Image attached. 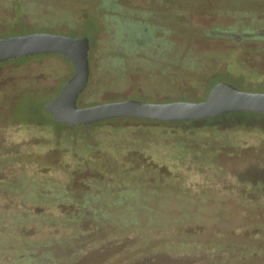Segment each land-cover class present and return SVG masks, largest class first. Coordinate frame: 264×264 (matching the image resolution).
<instances>
[{
  "label": "rangeland",
  "instance_id": "374dc122",
  "mask_svg": "<svg viewBox=\"0 0 264 264\" xmlns=\"http://www.w3.org/2000/svg\"><path fill=\"white\" fill-rule=\"evenodd\" d=\"M204 1L206 8L195 7L184 20L196 34L188 38L174 21V11L183 12L190 8L187 5L163 4L161 0H0V37L59 33L91 39L93 35L91 90L79 96L80 108L96 100H138V96L150 101L199 100L205 94L206 80L218 72L227 74L226 64L234 62L229 79L243 89L234 87L264 93V86L257 87L264 82V40L240 37L248 30L264 33V0H254L260 1L257 8L224 15L218 14L219 0ZM19 4L24 10L20 15L15 12ZM100 5L114 8L103 11ZM120 14L121 22H115L114 17ZM90 16L97 31L92 24L85 30ZM153 18L155 26H151ZM122 19L153 30V40L139 45L121 41V53H160L176 47L188 49L182 52L186 58L196 59L191 54L207 57L178 79L170 72L166 84L156 88L149 79L153 68L126 61L121 85L110 90L101 85V64L106 54L120 51L117 39H123L128 28ZM54 62L58 60L50 57L0 65V154L27 151L30 143H48L40 155L27 160L59 173L70 171L72 182L66 186L72 193L70 201L86 205L87 216L104 217L109 231L149 221L182 223L197 241L208 242L216 240L218 231L230 238L231 230L234 237L237 228L264 223V209L242 205L264 197V117L246 114L213 123L200 132L194 129L204 124L159 126L117 119L95 128L67 129L64 134L72 136L67 142L59 134L52 135L56 122L44 112L70 77V67L54 66ZM162 71L156 70L158 74ZM196 71L203 74L196 76ZM99 80L100 86L96 85ZM178 142L190 152H176ZM166 155L182 160L176 165ZM179 171L183 173L175 175ZM252 187L259 194L251 191Z\"/></svg>",
  "mask_w": 264,
  "mask_h": 264
},
{
  "label": "trees",
  "instance_id": "16d2710c",
  "mask_svg": "<svg viewBox=\"0 0 264 264\" xmlns=\"http://www.w3.org/2000/svg\"><path fill=\"white\" fill-rule=\"evenodd\" d=\"M161 1L163 4L190 6L183 12L174 11V21L177 29L188 38L196 35L184 20L189 13L196 11L195 7H204V0ZM217 3L220 15L241 8L260 6V1L254 0H219ZM23 11L20 4L15 6V12L19 15ZM90 17L91 23L88 24L87 19L85 20V30L92 24L97 31V23ZM122 20L131 31H139L137 36H143L144 28L138 22ZM246 32L249 33V30ZM4 37L11 36L4 35L0 38ZM89 40L92 46L93 35ZM144 42L150 44L148 40ZM165 52L173 56L163 58L165 62L170 61V65L164 69L176 75V79L191 70L185 65L186 58L180 57H186L187 54L182 52H189L188 49L183 51L181 48H168L159 54L165 55ZM157 68H161V63L157 64ZM233 72L230 68L227 74L218 72L214 77L208 78L205 82L206 92L218 82L229 79ZM195 74L197 76L203 73L196 71ZM232 82V86H235L236 83ZM262 86L264 82L257 85L258 88ZM246 114L264 117V114L253 112H235L225 116L234 119ZM143 122L157 123L160 126L183 123ZM55 124L57 130L53 129L52 135L59 134L67 142L71 140L72 136H66L64 132L75 128ZM48 147L45 142L30 143L27 151L0 154V264H264V223L237 228L234 237L231 230L230 238L218 231L215 234L216 240L208 242L197 241L193 233L185 232L182 223L176 226L149 221L143 226L135 224L137 227L134 228L116 227L107 230L109 222L104 217L87 216L84 213L86 205L70 201L69 195L72 193L66 187L72 182L70 171L59 173L58 169L27 160L31 155H40ZM167 156L171 157L166 155V159ZM181 158L171 157L176 165ZM181 173L183 172L179 171L175 175ZM251 191L256 193L257 188L252 187ZM242 205L247 208L250 206L253 210L264 209V197L259 201L242 202Z\"/></svg>",
  "mask_w": 264,
  "mask_h": 264
},
{
  "label": "water",
  "instance_id": "95a60500",
  "mask_svg": "<svg viewBox=\"0 0 264 264\" xmlns=\"http://www.w3.org/2000/svg\"><path fill=\"white\" fill-rule=\"evenodd\" d=\"M90 46L88 37L59 33L4 37L0 38V64L41 55H59L67 59L74 74L59 95L44 107L45 114L52 121L64 126L84 127L119 118L188 122L213 119L235 112L264 114V93L241 91L228 83L215 85L207 98L199 103H143L125 100L80 108L77 99L88 83Z\"/></svg>",
  "mask_w": 264,
  "mask_h": 264
},
{
  "label": "flooded vegetation",
  "instance_id": "af4514ba",
  "mask_svg": "<svg viewBox=\"0 0 264 264\" xmlns=\"http://www.w3.org/2000/svg\"><path fill=\"white\" fill-rule=\"evenodd\" d=\"M98 8L103 10V11H109L112 8H114V6L113 5H100ZM114 19H115L114 20L115 22L118 19L121 22V14L116 16V17H114ZM93 20L95 21L94 18H93ZM155 23H156V20L153 18V22L151 23V26H155ZM126 29H127L125 31L126 34H125V37L123 39H121V36L118 37V39L116 37V39L118 40V46L117 47L119 48L120 51L119 52H113V54H106L107 57L104 59L105 62H103L101 64V67H102L101 70L103 71V74L101 76V80H102V82L104 84H101V82L99 80L96 83V85H99V86H100V84L101 85H106L107 87H110L109 88L110 90L120 86L121 85V77H122V74H123L122 67H124V65L126 64V61L135 62L134 64L131 63V65L138 64V65H141V66L146 67V68H148V67L149 68H153V70L155 72L152 73L149 76V79H150V84L154 85L155 88L158 87V86L161 87L164 84H166V81H167L168 76L170 75V72H168L169 74L166 73L167 70H165L164 68H167L170 65V61H166L165 62V60H163V58H170L173 55H170V54L161 55L158 52L157 53L156 52L155 53H140V54H135V53H131V52H129V53H121V49H122L121 48V41H122V43H125L126 41L129 42L131 40L132 42H130V43L132 45H134V43L139 45L142 42L145 43L144 41H147V40H149L152 43V40H153V30L152 31H148L146 29H143V32H144L143 36L141 38H139V40H136V38L138 37L137 34H138L139 31H136V30H132L131 31L129 29V27L126 28ZM120 34H121V31H120ZM240 37H241L242 40H264V33L258 35L256 33H247L246 32V33H242ZM93 56H94L93 53H88V63H89L88 83H87L86 88L84 89V91L80 95H82L86 91H90L91 90V88H90V84H91V81H92L91 61H92ZM192 56H194L196 59H190V58H186V57L180 56L181 58H186V63H185L186 67H191L192 68L193 66H196V63H199L198 62L199 60L200 61L203 60L202 57H204V58L207 57L206 55H203V54L202 55L201 54H193V55L191 54L190 57H192ZM50 57L51 58H55L56 60H58V62H54L53 63L54 66L64 65V66L70 67V71H69L70 72V77L67 78V80H69L74 74V69H73L72 65L64 57H61L59 55H41V56L27 58V60L31 61V60H35V59L38 60L39 58H50ZM158 60H160V61L158 62ZM15 61L16 60H13V61L5 62L3 64H10V63H13ZM191 61H195V62H191ZM159 63H161V68H163V71H162L163 73H159L158 74V72H156V70H157V64H159ZM0 65H2V64H0ZM234 65H236L235 62L231 63V64H226V67H228L230 69ZM218 83H228V84L233 85V82L230 79H227L226 81L218 82ZM235 87H241V86L236 84ZM204 89H205V94L199 100L198 99H194V100H189V99H182V100L181 99H167V100H153V101H150V100L144 99V98L139 97V96L138 97L136 96L137 97L136 99H138L137 101H140V102H143V103H169V102H182V101L199 103V102H203L207 98V96H208V94L210 92V90L208 92H206L207 89L206 88H204ZM60 91H59V93H60ZM245 91L251 92V91H248V90H245ZM79 96H78V98H79ZM126 100H135V98L126 99ZM77 101H78V99H77ZM121 101H125V100L124 99L121 100V98L120 99H107V100H104V101L96 100L93 103H89V104L83 105L81 108H88V107L97 106V105L100 106L101 104H104V103L121 102ZM120 119L123 120V121L124 120H131V121L135 120L138 123H144L143 121H148V120L127 119V118H119L118 120H120ZM230 119L227 118L226 116H224V117L221 116V117L208 119V120H195V121L183 122L180 125H176L175 123L170 122V123H173V124H167V125L168 126L187 127V126H191L192 124H196V123L204 124L205 127L194 129V130H197V131L200 132V131H205V128H207L209 125H211L213 123H220L223 120H230ZM116 121H117V119H111V120L99 122V123H96V124H92V125H90L88 127H83V128H95V127L102 126L104 124L114 123ZM167 123H169V122H167ZM145 124H157V123H145ZM227 144H230V143H227ZM185 145H186V148H187V144H185ZM183 146H184L183 142H178V148L176 149V152L177 151H183V150L186 153L190 152L187 149H185Z\"/></svg>",
  "mask_w": 264,
  "mask_h": 264
}]
</instances>
